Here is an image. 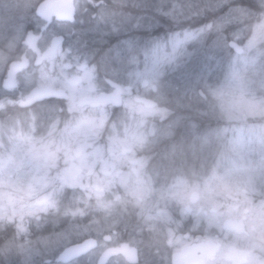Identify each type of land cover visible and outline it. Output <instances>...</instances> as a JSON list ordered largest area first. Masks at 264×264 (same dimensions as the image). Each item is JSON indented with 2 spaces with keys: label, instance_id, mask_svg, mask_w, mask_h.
Listing matches in <instances>:
<instances>
[{
  "label": "flooded vegetation",
  "instance_id": "obj_1",
  "mask_svg": "<svg viewBox=\"0 0 264 264\" xmlns=\"http://www.w3.org/2000/svg\"><path fill=\"white\" fill-rule=\"evenodd\" d=\"M117 1L94 0L95 4H91L86 0H0V141L18 132L26 136L33 132L36 136L34 132L47 131V124L58 131L63 119L74 116L71 105L82 109L89 107L90 110L102 105L111 113L118 112L119 106L113 104L114 93L118 90L121 100L149 102L146 80L141 73L138 75L142 83L132 88L126 84V72L132 75L133 68L145 64L171 63L175 52L173 47L166 50V44L171 45L172 40L166 38L156 42L151 35L137 38L135 52L128 55L121 52L127 43L119 48L112 39L104 46L100 41H94L90 37L93 27L102 25L109 15L114 19L120 16L119 11L113 9L118 6ZM242 3L249 13L239 15L229 24L232 35H225L222 26L215 25L216 30L222 32V39L216 41L217 54L229 58L242 54L259 56L264 60V0ZM250 14L254 18L248 23ZM217 20L222 21V17ZM98 21L101 24L95 23ZM245 24L247 27L243 32L238 28L231 29ZM200 32L198 43L202 44L206 32ZM114 44L118 46L109 57L104 50ZM203 50L205 48L199 54ZM167 54L169 61L164 57ZM191 59L195 61L196 57ZM151 89L155 91L156 87L150 86ZM36 91L43 93L39 98L29 99L28 96ZM101 93L113 95L98 103L96 100ZM205 104L203 120L196 116L195 101L184 104L188 112L180 109L181 104L176 106L173 123L177 136L171 139L170 148L176 146L180 152L186 149V154L192 158L214 151V139L208 134L212 132V111L210 103ZM39 120L41 124H35ZM181 122L190 127L189 136H180L183 132ZM191 122L198 124L192 126ZM204 130L208 133L202 134ZM177 137L183 138L182 142H178ZM168 142H160L159 149L153 151L158 153ZM140 153L138 151L136 155ZM143 156L138 155L132 160L141 161ZM75 158L72 152L65 157ZM211 170L101 178L102 188L97 192L102 194L103 203L70 205L72 212L67 214L69 219L64 222H61V204H53V213L50 210L44 213L50 212V215L27 218L21 236L18 230H3L0 241L3 240L8 249L0 252V264H254L249 259L242 263L225 258L231 247L236 251L246 249L245 246L230 245L232 238L250 242V237H241L237 229H221L220 193L218 188L204 182L206 178L213 179ZM88 174L96 179L99 177L96 171ZM142 180L150 187L148 195L142 194ZM127 182L133 184L134 189L124 190ZM206 189L212 192L207 201L202 199L201 192ZM20 206L29 207L27 204ZM230 218L235 217L232 214L224 217L225 220ZM81 227L86 230L78 234ZM58 230H74L76 234L62 246L57 237H51ZM225 236H228L226 240ZM18 238L25 240L33 252H19L11 244ZM86 239L94 241L86 251L64 261L60 259L64 248ZM130 249L132 254L126 255Z\"/></svg>",
  "mask_w": 264,
  "mask_h": 264
},
{
  "label": "rangeland",
  "instance_id": "obj_2",
  "mask_svg": "<svg viewBox=\"0 0 264 264\" xmlns=\"http://www.w3.org/2000/svg\"><path fill=\"white\" fill-rule=\"evenodd\" d=\"M217 45L218 44H216V46ZM197 54H199V50L193 52L189 51L185 58L187 60L192 55L196 56ZM164 57L169 61L170 56H168V54L164 55ZM205 57L209 58L207 56ZM208 61H210V58ZM186 62L187 61H185V63ZM216 62L217 60L213 62V65ZM189 65L190 64L183 66L184 69L187 70L186 72H190V69H192ZM214 66L212 72L218 70V66ZM139 69L141 75H146V78L150 80V82L146 80L149 86L157 85L156 82H153L155 81L154 76L159 73L162 74L164 70L163 66H154L151 64H145ZM154 71H156V73H154ZM168 71L169 68L165 74H167ZM203 71L205 75L206 70ZM126 75L128 81L130 72L127 71ZM223 77L222 82L228 84L232 91H235L237 88L240 90L238 95L242 93L238 99H240L239 103H242L243 115H229V119L241 121L244 118H256L258 115L264 118V108L258 111L256 105L258 98H254V91L251 89L253 86L255 88L259 87V89L256 90L257 92L259 90H264V69L257 68L255 60H253L250 55H246L232 61L231 64L227 66ZM32 80L34 81V79H31V81ZM130 81L126 82V84L132 88L142 83L141 76H137L136 72L134 73V78ZM162 90L163 88H158L157 93L154 92L152 99L155 102L157 99L159 100L161 98L160 95H162V100H166L167 97L169 98L172 94L176 96V93L179 92V90L176 89L168 90V92ZM201 91H203V89H199V92ZM221 91L220 88L214 90L212 96H217ZM186 95V92H183L182 97ZM123 102L124 107L119 106L121 111L116 113L117 116L113 114V122H106L110 115L109 109L108 111L105 108L90 110L89 107L87 109H82L80 108L81 106L71 105L74 116L71 119H66V121L63 122L64 125L62 124L58 131L54 130L52 125L47 124V127L44 125L48 128L47 131L41 132V137L36 140L31 141L29 138L30 134L26 136V134L21 135L22 132H18V134L15 135H7L4 141H0L1 232L9 228V224L14 223L13 228L17 229L21 236L22 233L20 231H23L21 226L23 222L26 221L27 218L38 214L40 216L46 214L47 216L50 215V212L44 213L47 210L51 211L53 204L61 203L59 197L61 193L64 192V189L65 193L73 195L77 193V188L80 190L79 192L82 197H85L87 193L83 192V190L78 187H81L83 182L84 184L86 183L87 179H85V176L88 171L96 166L99 157H101L103 153L112 151V149H115L116 152L121 147L125 149L136 147L139 148V150H142V148L146 150L159 149L158 146L160 142L169 141L161 150V157L159 160L162 159V164L157 165V167L161 168L157 173L168 172V169L175 171V167L179 165L183 166V160L187 156L185 152L186 149H183V151L179 153L176 146H171V149L169 148V145L173 143L171 139H175L174 137L176 136L174 134V119L165 121V118L168 117L167 113L156 112V110L148 111L147 109H143L139 104L133 103V101L128 98H125ZM217 105L220 106L221 102L217 101ZM226 117H228V115H226ZM42 118L43 117H41V119ZM40 121L41 120L36 121L35 124H41ZM105 123L108 128L106 134L103 135L105 145H102L100 134ZM230 130L236 134L233 133L230 137H227V139L224 140V144L223 139H225L226 134L224 131L215 130V132H205L210 135V139H214L213 144L215 146L223 144L224 149L222 155L224 158H220L222 164L219 163L218 160L213 164L208 163L209 165H213V167H211V177H213V179L209 180V178H206L204 182L205 185L208 184L214 186L215 189L218 188L221 198H225L229 192L234 194L242 190L244 199L246 200L249 197L246 191L250 194L257 191L264 192V122L260 123V125L249 124L236 128L231 127ZM184 134L189 136L191 133L184 132ZM205 140L206 138H204V141ZM89 145H91V148ZM69 146L73 147L71 152L73 155L78 156V159H65L68 155ZM59 152L63 155L61 158L57 156ZM212 152L206 155L204 154L205 156L202 155L200 159L194 157L191 165L194 166L196 161L202 164L207 159H211ZM150 156L152 157V154ZM150 156L143 161H137L138 163L133 162L130 156L124 158L121 165H127L128 167L120 176L131 175L133 172H130L129 168L133 163H137L133 175L146 174V171H143L144 165L149 161ZM177 157L180 159L177 160L176 163L175 159ZM73 161H75L74 164ZM117 166H119V164ZM100 167L101 172L106 171L107 160L103 161ZM115 171L116 168L112 170V172ZM149 173H152V171H149ZM126 180L127 179H125V181ZM93 181L95 182L96 180L93 179ZM93 181L91 183L95 185ZM142 183V194L148 195L147 191L150 187L144 180H142ZM124 184V190L134 189L133 184L129 182ZM222 188L227 191L225 194H223ZM201 192L203 200L207 201V199H211L212 192H210V190L206 189ZM89 195L90 193H88V196ZM88 196L86 198H88ZM215 197H217V194H215ZM97 200H99V198H97ZM22 204H27L29 207L24 208L25 206H23L22 208V206H20ZM64 206L65 204H62L59 208L60 216L63 214ZM253 207L252 205V218L249 222H246V224L251 228L258 225L259 229L250 234L252 243H244L249 245L254 251V249H264V208L259 211L257 208L252 209ZM6 209H9V211L4 212L3 210L6 211ZM67 219H69V217ZM65 220H61V222ZM243 222L245 224V221ZM51 225L53 224L51 223ZM80 229H82V227L79 228L78 234L86 230L85 228L82 230ZM75 234L76 231L74 230H58L57 232H53L51 237H57L60 245L63 246ZM226 237L228 236L224 237L225 240ZM19 238L11 244H14L19 252H33V249L31 251L25 240ZM232 239L231 242L234 241V238ZM240 243H243V239ZM45 247L46 250H49V245ZM3 251L4 247H2L0 252ZM254 256L255 254H253L252 257ZM253 260L255 261V257Z\"/></svg>",
  "mask_w": 264,
  "mask_h": 264
},
{
  "label": "bare ground",
  "instance_id": "obj_3",
  "mask_svg": "<svg viewBox=\"0 0 264 264\" xmlns=\"http://www.w3.org/2000/svg\"><path fill=\"white\" fill-rule=\"evenodd\" d=\"M88 3L95 4L94 0H86ZM245 0H119L117 1V7H113L115 11H119L120 16L114 19L110 15L106 17V22L102 25L101 21L95 22L98 26L93 27L90 32V37L94 41H100L102 46L106 45L107 40L112 39L118 45H111L110 49L104 50V53L110 57L116 50L117 46L120 48L121 44L127 43L121 49V52L125 55L135 52V45L137 38L151 35L154 41H159L168 38L171 41L170 44H166V50L173 47L175 55L180 60H183L187 55V50L184 47L179 48L180 41L176 39L185 29L191 28L187 35V41L190 45H196L200 41V30L206 32L207 47L203 52L196 55L194 62L190 63V72L172 64L167 74L166 72L158 74L155 77L157 85L154 87L163 88L162 91L176 89L179 92L176 93V97L183 95L186 92L187 96L195 97L200 101H205L204 96L208 95V92L202 91L201 95L197 94L193 88L197 86V77L204 72L203 70H212V63L222 61L226 67L230 65L231 60L226 55L217 54L216 41L222 39V32L230 36L232 35L229 24L235 21V18H239V15H247L249 10L244 7ZM252 15V14H250ZM248 15V16H250ZM218 17H222V21L217 20ZM254 15L251 18H247V22L253 21ZM222 26V32L217 31V27ZM247 24L236 25L231 29L238 28V31L243 32ZM130 41V42H129ZM118 48V49H119ZM205 56L210 58H206ZM213 61V62H212ZM135 73V72H134ZM156 73V71H154ZM138 76V72H136ZM134 78V74L128 76V81ZM147 80V78H144ZM194 80L191 85L186 86L187 81ZM158 81V82H157ZM131 82V81H130ZM171 105L175 106L176 101L170 99ZM180 109L188 112L184 104L180 105ZM121 111V110H119ZM118 111V112H119ZM117 112V113H118ZM174 124V123H173ZM179 126V124L177 123ZM180 127L183 132L187 133L190 127H187L185 122H181ZM187 127V128H185ZM187 129V130H186ZM181 132L180 136L183 137L184 133ZM183 138H178V142H182ZM3 240L0 241V244Z\"/></svg>",
  "mask_w": 264,
  "mask_h": 264
},
{
  "label": "trees",
  "instance_id": "obj_4",
  "mask_svg": "<svg viewBox=\"0 0 264 264\" xmlns=\"http://www.w3.org/2000/svg\"><path fill=\"white\" fill-rule=\"evenodd\" d=\"M166 102L167 103L164 104L165 106H168L169 104H171L169 102V100H167ZM88 183H90V180H89ZM88 183H85L84 184V182H83L82 186L81 187H78V188H81L83 190V192H90L91 189H90ZM76 191H77V193H74L73 195H70L68 193H65V189H64V193L61 196V204H65L64 209H63V214H61L62 215L61 216V220L62 221L65 220V219H67V213H69V212L72 211V209L69 207L70 205H74V204H91V203L93 204V203H96L97 202L94 198H91L92 195H89V196L86 195L85 197H82V195L79 192L80 190L76 188ZM235 193H237V192H235ZM87 196H88V198H86ZM256 198L261 199L262 198L261 194H259L257 197H255V199ZM232 200H235L237 204L238 203H241L242 204V203H245L246 202L244 200V198H243L242 190H240L238 192V194H236L233 197ZM241 204H239V205H241ZM252 204L254 206L252 209L257 208L259 211H261L264 208V207H262L263 204H264V200H263V202L256 203V204L255 203H252ZM252 204L250 205V207H252ZM251 218H252V215H251Z\"/></svg>",
  "mask_w": 264,
  "mask_h": 264
},
{
  "label": "water",
  "instance_id": "obj_5",
  "mask_svg": "<svg viewBox=\"0 0 264 264\" xmlns=\"http://www.w3.org/2000/svg\"><path fill=\"white\" fill-rule=\"evenodd\" d=\"M41 94H42V91L41 92L36 91V92H34V94H32V96L29 97V99H34V98L40 97ZM224 224L227 228H231V227L232 228H242V224L238 223L235 220L227 221ZM93 244H94V242L92 240H85V241L81 242L80 244L68 246L67 248H65L64 250L61 251L60 259L64 261V260H67L69 258L75 257V256L79 255L80 253L86 251ZM122 250L125 251L124 247L122 248ZM127 253H128V251H126L125 254L127 255ZM129 254H132L131 250H130ZM236 254L237 253H235L234 250L230 249L228 251V255L226 257L235 258ZM244 256H245V253H243L241 255V258H244Z\"/></svg>",
  "mask_w": 264,
  "mask_h": 264
}]
</instances>
